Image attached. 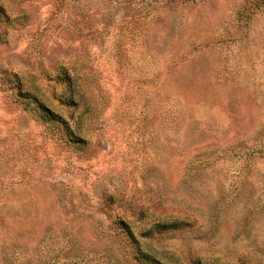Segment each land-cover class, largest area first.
I'll return each instance as SVG.
<instances>
[{"label": "rangeland", "instance_id": "374dc122", "mask_svg": "<svg viewBox=\"0 0 264 264\" xmlns=\"http://www.w3.org/2000/svg\"><path fill=\"white\" fill-rule=\"evenodd\" d=\"M0 264H264V0H0Z\"/></svg>", "mask_w": 264, "mask_h": 264}]
</instances>
